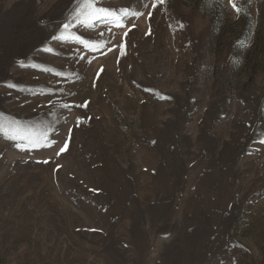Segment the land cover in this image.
<instances>
[{
  "label": "rangeland",
  "instance_id": "1",
  "mask_svg": "<svg viewBox=\"0 0 264 264\" xmlns=\"http://www.w3.org/2000/svg\"><path fill=\"white\" fill-rule=\"evenodd\" d=\"M83 2L0 0V264H264V0Z\"/></svg>",
  "mask_w": 264,
  "mask_h": 264
},
{
  "label": "snow or ice",
  "instance_id": "2",
  "mask_svg": "<svg viewBox=\"0 0 264 264\" xmlns=\"http://www.w3.org/2000/svg\"><path fill=\"white\" fill-rule=\"evenodd\" d=\"M75 2V0H74ZM164 0H157V3H163ZM232 7L236 9L237 12H240V8L237 7L235 0H231ZM95 0H84L82 4H80L76 10L75 20L77 23H79L81 26H88V27H94L93 21H99L101 23L107 22L109 24H115L117 27H123L122 17L115 11H111L106 8H98L94 7ZM144 7H148V4L146 3ZM152 7H155V4H152ZM121 12H123L125 15H135L139 17L142 15L141 12H135V13H129L126 9H121ZM151 15V13H149ZM83 17V19H81ZM72 26L71 21L69 23L63 24V29L68 30ZM53 40H56L57 37L53 36ZM60 39H65V37L61 36ZM76 40H78L80 43L84 44L85 46H88L91 48L87 40H84L81 37H75ZM45 51H52V49H45ZM22 63V62H21ZM22 66L23 63H22ZM9 88L16 87L15 84H7L6 85ZM64 107H69V105H64ZM16 127H11L9 125L0 124V131H3L5 135H7L10 139L13 140H19V141H26L28 146L31 148H37L41 146H51L53 143H55L54 140H49L47 137V133L42 134V136H37L34 133H31L30 131L21 129L18 124L19 122H15ZM155 143V142H153ZM261 143H264V140L261 141ZM17 146H20L19 144ZM67 148V144H65L64 148H61L60 151L63 152Z\"/></svg>",
  "mask_w": 264,
  "mask_h": 264
}]
</instances>
